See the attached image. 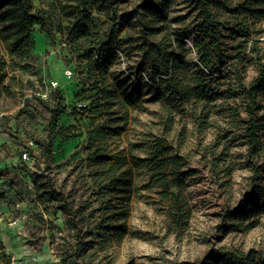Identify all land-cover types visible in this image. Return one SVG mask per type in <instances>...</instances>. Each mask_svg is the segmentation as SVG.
Wrapping results in <instances>:
<instances>
[{
  "label": "rangeland",
  "instance_id": "rangeland-1",
  "mask_svg": "<svg viewBox=\"0 0 264 264\" xmlns=\"http://www.w3.org/2000/svg\"><path fill=\"white\" fill-rule=\"evenodd\" d=\"M226 1L234 6L245 0ZM31 5V15L42 23L30 31L26 70L7 68L1 84L7 91L0 94V253L9 264H60L75 231L98 226L91 216L94 185L84 161L85 133L97 121L88 114L95 93L84 51L66 41L74 20L82 19L93 41L90 50L112 28L121 43L107 77L122 85L131 105L120 98L124 107L112 109L116 120L127 112L116 145L126 150L128 143L159 138L176 157V171L185 174L179 208L161 187L149 183L145 172L136 178L126 235L107 244L94 264H207L208 254L219 249L264 254V94L251 155L245 136L248 101L241 94L264 65V19L222 15L221 22L234 30L245 23L249 37L225 31L221 54L226 64L217 73L205 71L209 99L175 103L167 92L153 99L145 74L138 72L145 26L135 2L115 5L108 17L86 9L78 13L65 0H33ZM196 21L187 1L173 0L161 26L167 33L185 31L183 56L197 66ZM190 73L196 74L194 66ZM131 82L141 92L138 99L130 96ZM56 106L65 113L54 122ZM250 163L259 167L255 178Z\"/></svg>",
  "mask_w": 264,
  "mask_h": 264
},
{
  "label": "trees",
  "instance_id": "trees-1",
  "mask_svg": "<svg viewBox=\"0 0 264 264\" xmlns=\"http://www.w3.org/2000/svg\"><path fill=\"white\" fill-rule=\"evenodd\" d=\"M32 1L0 0V94L7 91L1 87L7 68L26 70V58L32 47L30 31L34 25L42 23L40 16L31 15ZM65 1L74 3L78 13L80 9H86L107 17L115 5L127 1L135 2L137 16L145 26L140 30L143 44L140 48L138 72L145 74L147 81L145 86L153 99L160 100L162 93L167 92L175 103L209 99L205 71L217 73L226 64L221 54L224 40L222 34L225 31H230L237 37H249L245 23L237 25V29L234 30L227 22H221L222 15L230 13L242 16L245 17L244 21L247 19L246 16L250 19H264V0H245L236 2L234 6H230L226 0H185L197 18L193 45L197 55L196 66L186 62L183 56L185 52H182L184 45L181 39L185 37V31L175 29L167 33L166 27L161 26L166 20L173 0ZM72 17L76 19L74 15ZM83 20H74L71 29L66 33V41L78 46V51H84V59L89 63L88 78L92 80L91 86L95 93V102L89 108L88 114L97 121L93 122L85 133L84 161L89 169L88 177L94 185L93 197L96 207L92 210L91 216L98 222V226L94 231H75L72 236L74 243L60 255V264H94L98 254L104 251L107 244L126 235L133 184L144 172L150 184L161 187L164 194L172 197L176 207H180L179 187L185 176L184 173L176 171L178 167L176 157L170 155V148L159 138L143 139L135 144L128 143L126 150L116 145V141L125 131L127 112L123 118L116 120L112 109L120 104L124 107L120 98L131 105L122 85H113L107 77V70L121 43L117 42L112 28L96 50H90L88 47L93 41L89 40L87 29L81 23ZM112 22L115 23V20ZM80 39L83 41L79 42ZM5 57L8 58L9 64ZM193 66L196 74L191 76ZM131 84L133 87L130 96L138 99L141 92L137 89L136 83ZM241 94L248 101L245 110L247 116L245 136L249 146L248 154L251 155L258 144L255 133L261 128L258 112L261 109L259 99L264 94L263 64H259L257 76L247 88H242ZM114 101L117 104H113ZM64 113L58 112L56 106L52 111L54 122ZM120 123L123 126H119ZM66 139L67 136L63 135L62 141ZM37 144L43 145L41 142ZM250 164L255 178L259 167ZM171 188L174 190L169 192ZM171 208L174 209L173 205ZM172 218L177 221L178 216L172 215ZM0 262L9 264L8 257L3 251L0 253ZM207 264H264V254L252 249L245 253L219 249L208 254Z\"/></svg>",
  "mask_w": 264,
  "mask_h": 264
},
{
  "label": "built area",
  "instance_id": "built-area-1",
  "mask_svg": "<svg viewBox=\"0 0 264 264\" xmlns=\"http://www.w3.org/2000/svg\"><path fill=\"white\" fill-rule=\"evenodd\" d=\"M22 158H23V160H26L27 159V154H24Z\"/></svg>",
  "mask_w": 264,
  "mask_h": 264
}]
</instances>
